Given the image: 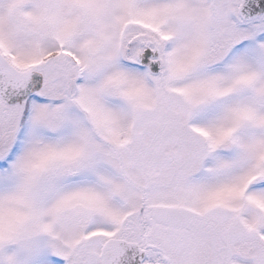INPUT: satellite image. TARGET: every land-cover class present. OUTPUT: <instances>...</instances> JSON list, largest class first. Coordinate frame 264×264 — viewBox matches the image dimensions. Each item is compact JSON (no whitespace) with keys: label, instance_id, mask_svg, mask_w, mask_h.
<instances>
[{"label":"snow or ice","instance_id":"snow-or-ice-1","mask_svg":"<svg viewBox=\"0 0 264 264\" xmlns=\"http://www.w3.org/2000/svg\"><path fill=\"white\" fill-rule=\"evenodd\" d=\"M0 264H264V0H0Z\"/></svg>","mask_w":264,"mask_h":264}]
</instances>
